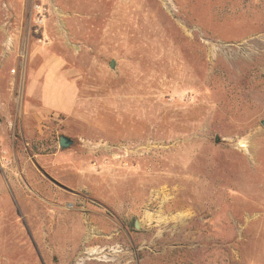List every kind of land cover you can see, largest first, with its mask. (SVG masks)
I'll list each match as a JSON object with an SVG mask.
<instances>
[{
  "label": "rangeland",
  "instance_id": "1",
  "mask_svg": "<svg viewBox=\"0 0 264 264\" xmlns=\"http://www.w3.org/2000/svg\"><path fill=\"white\" fill-rule=\"evenodd\" d=\"M79 263L264 264V0H0V264Z\"/></svg>",
  "mask_w": 264,
  "mask_h": 264
},
{
  "label": "crops",
  "instance_id": "2",
  "mask_svg": "<svg viewBox=\"0 0 264 264\" xmlns=\"http://www.w3.org/2000/svg\"><path fill=\"white\" fill-rule=\"evenodd\" d=\"M62 68H64V64L53 63L52 61H50L46 64V69L43 71L46 73L48 71L52 72L53 69H56V70L60 69L61 70ZM24 69H25L23 72L24 80H25V78L26 79L28 78L30 81H26V86H27L26 90H25V81L23 80L24 82L22 83V89H23L24 94L20 98V106H19L20 110H22V111H23V107L26 106L27 96L32 95V93L34 92V90L38 84V80H37L38 74H36L37 72H34L31 74V72L26 70V67ZM53 78H54V75L48 74L46 76V79H45L44 85H43V89H42L43 90L42 91L43 104H44V107H46L48 109V111L53 110V108L55 107L54 106V93L56 90H58V92H59V89L53 86ZM64 84H65V88H66L67 85H66V83H64ZM18 104H19V102H18Z\"/></svg>",
  "mask_w": 264,
  "mask_h": 264
},
{
  "label": "water",
  "instance_id": "3",
  "mask_svg": "<svg viewBox=\"0 0 264 264\" xmlns=\"http://www.w3.org/2000/svg\"><path fill=\"white\" fill-rule=\"evenodd\" d=\"M112 68H114V64L112 63L111 65ZM217 141H219V138H217ZM73 141L68 138V137H61L60 139V146L62 149H67L70 146H72ZM41 172L47 177L49 178L52 182H54L55 184L59 185V186H63L60 182H58L57 180H55L54 178H52L47 172H45L43 169H41ZM136 228L140 229L141 228V224L139 222H136Z\"/></svg>",
  "mask_w": 264,
  "mask_h": 264
},
{
  "label": "built area",
  "instance_id": "4",
  "mask_svg": "<svg viewBox=\"0 0 264 264\" xmlns=\"http://www.w3.org/2000/svg\"><path fill=\"white\" fill-rule=\"evenodd\" d=\"M36 9L39 11V15L37 17L36 22L38 24H42L44 22L45 17H46L45 9L43 8V6H40V5H37Z\"/></svg>",
  "mask_w": 264,
  "mask_h": 264
},
{
  "label": "bare ground",
  "instance_id": "5",
  "mask_svg": "<svg viewBox=\"0 0 264 264\" xmlns=\"http://www.w3.org/2000/svg\"><path fill=\"white\" fill-rule=\"evenodd\" d=\"M82 261V260H81ZM79 264H82V263H79Z\"/></svg>",
  "mask_w": 264,
  "mask_h": 264
}]
</instances>
